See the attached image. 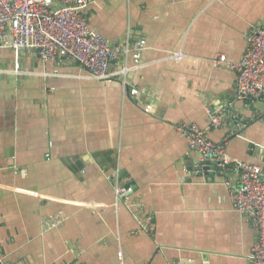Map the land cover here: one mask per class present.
Masks as SVG:
<instances>
[{"label": "crops", "instance_id": "crops-1", "mask_svg": "<svg viewBox=\"0 0 264 264\" xmlns=\"http://www.w3.org/2000/svg\"><path fill=\"white\" fill-rule=\"evenodd\" d=\"M85 16L111 41L145 38L126 86L0 49V253L10 264H247L258 235L229 202L237 175L197 171L177 126L260 162L264 94L235 99L230 64L264 27V0H97ZM217 112L225 124L210 127ZM116 183L132 185L126 199Z\"/></svg>", "mask_w": 264, "mask_h": 264}, {"label": "built area", "instance_id": "built-area-1", "mask_svg": "<svg viewBox=\"0 0 264 264\" xmlns=\"http://www.w3.org/2000/svg\"><path fill=\"white\" fill-rule=\"evenodd\" d=\"M96 1L0 0V49L31 52L40 62H53L56 68L78 64L90 78L118 79L126 86L125 76L140 66L146 40L143 36L134 39L127 30L122 40L111 41L91 27L85 10ZM223 61L220 54L213 59L214 64ZM230 66L236 71L235 99L259 98L264 94V27L249 30L243 54ZM14 71L22 72L18 65ZM53 74H57L56 69ZM135 92V88L129 90L132 95ZM261 119L264 121V112ZM208 124L224 125V112L211 113ZM177 129L187 137L188 150L197 155V171L210 170L213 165L210 171L216 173L231 164L237 184L225 181L229 202L234 210L251 219L258 235L247 255V264H264V145L259 147L260 162L254 163L229 156L227 138L213 141L207 137L206 129L195 123L181 124ZM119 171L117 168L113 176L117 177ZM132 189L129 183H116L114 192L126 199ZM0 264H10L2 253Z\"/></svg>", "mask_w": 264, "mask_h": 264}]
</instances>
